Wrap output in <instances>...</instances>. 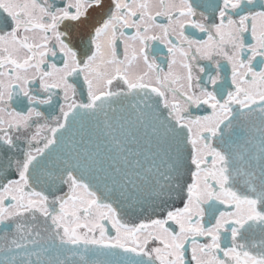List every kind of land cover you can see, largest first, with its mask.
Returning <instances> with one entry per match:
<instances>
[{
	"label": "snow or ice",
	"instance_id": "obj_1",
	"mask_svg": "<svg viewBox=\"0 0 264 264\" xmlns=\"http://www.w3.org/2000/svg\"><path fill=\"white\" fill-rule=\"evenodd\" d=\"M0 264H264V0H0Z\"/></svg>",
	"mask_w": 264,
	"mask_h": 264
},
{
	"label": "flooded vegetation",
	"instance_id": "obj_2",
	"mask_svg": "<svg viewBox=\"0 0 264 264\" xmlns=\"http://www.w3.org/2000/svg\"><path fill=\"white\" fill-rule=\"evenodd\" d=\"M200 35V38H205V37H203V34H199ZM163 47V46H162Z\"/></svg>",
	"mask_w": 264,
	"mask_h": 264
}]
</instances>
